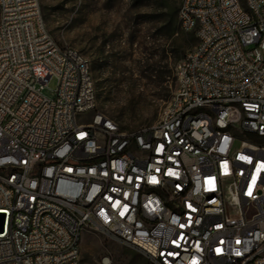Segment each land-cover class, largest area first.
Masks as SVG:
<instances>
[{
	"label": "built area",
	"instance_id": "obj_1",
	"mask_svg": "<svg viewBox=\"0 0 264 264\" xmlns=\"http://www.w3.org/2000/svg\"><path fill=\"white\" fill-rule=\"evenodd\" d=\"M178 15L197 44L158 121L126 131L89 117L90 62L41 0H0V264H82L86 229L151 264H264V0Z\"/></svg>",
	"mask_w": 264,
	"mask_h": 264
},
{
	"label": "rangeland",
	"instance_id": "obj_2",
	"mask_svg": "<svg viewBox=\"0 0 264 264\" xmlns=\"http://www.w3.org/2000/svg\"><path fill=\"white\" fill-rule=\"evenodd\" d=\"M45 20L60 45L90 62L96 105L126 131L155 124L177 86L176 68L197 44L182 28L171 36L154 19L163 0H41ZM180 5L181 0H171ZM55 78L46 94L56 88ZM82 264H151L140 251L86 229Z\"/></svg>",
	"mask_w": 264,
	"mask_h": 264
},
{
	"label": "trees",
	"instance_id": "obj_3",
	"mask_svg": "<svg viewBox=\"0 0 264 264\" xmlns=\"http://www.w3.org/2000/svg\"><path fill=\"white\" fill-rule=\"evenodd\" d=\"M156 12L154 19L164 23L163 30L166 34L173 36L179 32L181 25L178 15L179 6L177 4L171 2V0H163V3L157 6Z\"/></svg>",
	"mask_w": 264,
	"mask_h": 264
},
{
	"label": "water",
	"instance_id": "obj_4",
	"mask_svg": "<svg viewBox=\"0 0 264 264\" xmlns=\"http://www.w3.org/2000/svg\"><path fill=\"white\" fill-rule=\"evenodd\" d=\"M2 225V224H1Z\"/></svg>",
	"mask_w": 264,
	"mask_h": 264
}]
</instances>
